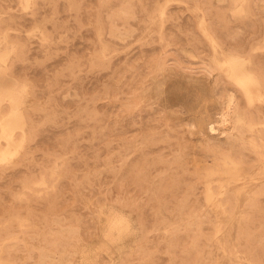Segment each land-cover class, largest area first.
Returning a JSON list of instances; mask_svg holds the SVG:
<instances>
[{
  "label": "rangeland",
  "instance_id": "obj_1",
  "mask_svg": "<svg viewBox=\"0 0 264 264\" xmlns=\"http://www.w3.org/2000/svg\"><path fill=\"white\" fill-rule=\"evenodd\" d=\"M14 112L0 264H264V0H0Z\"/></svg>",
  "mask_w": 264,
  "mask_h": 264
},
{
  "label": "bare ground",
  "instance_id": "obj_2",
  "mask_svg": "<svg viewBox=\"0 0 264 264\" xmlns=\"http://www.w3.org/2000/svg\"><path fill=\"white\" fill-rule=\"evenodd\" d=\"M2 59V58H1ZM2 67V66H1ZM1 86H2V84H1ZM225 95H226V93H225ZM222 99H223V97H222ZM238 101V100H237ZM222 102V101H221ZM223 104H224V102H223ZM225 105V104H224ZM236 109V108H235ZM226 111V110H225ZM235 112V111H234ZM226 113V112H225ZM229 113V112H228ZM223 117L225 118V120L227 119L226 117H225V114H223ZM17 118V115H16V113L14 112L13 114H10V116L9 117H6V118H0V122L2 123V125H3V129H5V137L7 138V140L9 141V142H11V141H13V138H12V133H11V131H12V125L14 124V121H15V119ZM18 120V119H17ZM220 125V124H219ZM209 127H210V130H212V131H215L216 129H217V127H216V124H214V123H210L209 124ZM235 129V128H234ZM15 143V142H14ZM219 143V142H218ZM211 144H214V143H212L211 142ZM216 146H217V144H216ZM220 146V145H219ZM16 148V147H15ZM6 152V151H5ZM3 154H4V152H3V149L0 147V157H2L3 156ZM4 258V257H3ZM91 259V258H90Z\"/></svg>",
  "mask_w": 264,
  "mask_h": 264
}]
</instances>
